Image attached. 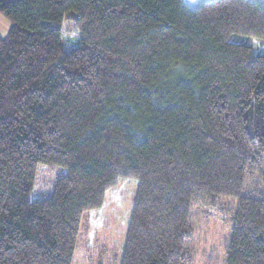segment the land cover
<instances>
[{
  "label": "trees",
  "instance_id": "16d2710c",
  "mask_svg": "<svg viewBox=\"0 0 264 264\" xmlns=\"http://www.w3.org/2000/svg\"><path fill=\"white\" fill-rule=\"evenodd\" d=\"M0 15V264H71L85 215L130 180L120 264H196L191 209L220 205L224 264H264L259 5L0 0ZM37 165L66 171L43 201Z\"/></svg>",
  "mask_w": 264,
  "mask_h": 264
},
{
  "label": "rangeland",
  "instance_id": "374dc122",
  "mask_svg": "<svg viewBox=\"0 0 264 264\" xmlns=\"http://www.w3.org/2000/svg\"><path fill=\"white\" fill-rule=\"evenodd\" d=\"M183 1L188 7L195 8L211 0ZM249 1L264 10V0ZM8 27L7 20L0 15V35L3 36ZM67 34L73 32L67 28L65 35ZM231 42L246 43L256 53H260L262 47L258 41L241 38H233ZM71 47L72 45L68 46ZM65 174L66 171L59 167L37 165L34 187L29 199L31 201L49 199L55 182ZM135 193V182L131 180L119 182L107 192L105 202L100 209L85 215L71 264H120ZM230 218L231 212L222 205L191 209L196 264H224L225 257L222 250L229 240Z\"/></svg>",
  "mask_w": 264,
  "mask_h": 264
}]
</instances>
